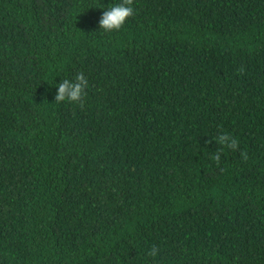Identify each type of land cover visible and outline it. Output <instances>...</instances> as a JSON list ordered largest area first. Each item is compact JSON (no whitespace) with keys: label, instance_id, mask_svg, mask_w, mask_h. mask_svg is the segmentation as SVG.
Instances as JSON below:
<instances>
[{"label":"trees","instance_id":"trees-1","mask_svg":"<svg viewBox=\"0 0 264 264\" xmlns=\"http://www.w3.org/2000/svg\"><path fill=\"white\" fill-rule=\"evenodd\" d=\"M120 2L0 0V264H264V0Z\"/></svg>","mask_w":264,"mask_h":264},{"label":"clouds","instance_id":"clouds-1","mask_svg":"<svg viewBox=\"0 0 264 264\" xmlns=\"http://www.w3.org/2000/svg\"><path fill=\"white\" fill-rule=\"evenodd\" d=\"M133 2L134 0H121L120 3H117L104 11L99 20L100 29H103L106 33L120 30L126 23L127 19L133 17L135 14V10L132 7ZM237 71L243 73V66H241ZM88 86V78L85 76L83 71H79L75 74L74 79H63V81L59 83L58 91L55 95V102L60 104L67 101L73 104H78L81 108H83L85 98L88 95ZM217 142L220 145H224L233 150H237L239 147L238 140L233 138L228 133L220 134L217 137ZM241 156L244 160L248 159V154L246 152H241ZM220 158V150L218 149L213 156L217 165H219ZM158 252L159 249L156 246H152L148 252V256L155 258Z\"/></svg>","mask_w":264,"mask_h":264}]
</instances>
